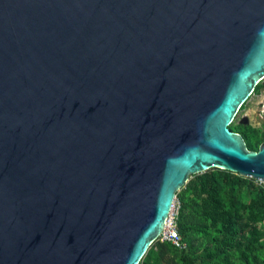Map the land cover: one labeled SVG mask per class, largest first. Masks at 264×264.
Listing matches in <instances>:
<instances>
[{"label":"water","instance_id":"obj_1","mask_svg":"<svg viewBox=\"0 0 264 264\" xmlns=\"http://www.w3.org/2000/svg\"><path fill=\"white\" fill-rule=\"evenodd\" d=\"M263 79L264 0H0V264H139L190 175L264 181Z\"/></svg>","mask_w":264,"mask_h":264},{"label":"trees","instance_id":"obj_2","mask_svg":"<svg viewBox=\"0 0 264 264\" xmlns=\"http://www.w3.org/2000/svg\"><path fill=\"white\" fill-rule=\"evenodd\" d=\"M262 90L264 79L253 93ZM234 121L231 132L257 152L264 129ZM176 195V228L184 247L159 238L139 264H264V187L256 180L212 168L190 175Z\"/></svg>","mask_w":264,"mask_h":264},{"label":"rangeland","instance_id":"obj_3","mask_svg":"<svg viewBox=\"0 0 264 264\" xmlns=\"http://www.w3.org/2000/svg\"><path fill=\"white\" fill-rule=\"evenodd\" d=\"M245 106L243 110L239 111L234 122L264 129V90L258 94L253 93Z\"/></svg>","mask_w":264,"mask_h":264},{"label":"built area","instance_id":"obj_4","mask_svg":"<svg viewBox=\"0 0 264 264\" xmlns=\"http://www.w3.org/2000/svg\"><path fill=\"white\" fill-rule=\"evenodd\" d=\"M258 184L262 185L264 187V181H257ZM180 209V204L177 198L175 199L174 205L172 207V210L169 214V217L166 221V226L159 237L162 241H170L172 244H174L177 247H184L181 242V237L179 233L177 232L176 228V217L178 215V211Z\"/></svg>","mask_w":264,"mask_h":264},{"label":"bare ground","instance_id":"obj_5","mask_svg":"<svg viewBox=\"0 0 264 264\" xmlns=\"http://www.w3.org/2000/svg\"><path fill=\"white\" fill-rule=\"evenodd\" d=\"M165 226H166V224H165Z\"/></svg>","mask_w":264,"mask_h":264}]
</instances>
